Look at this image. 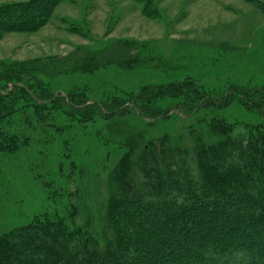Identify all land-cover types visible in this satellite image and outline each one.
I'll list each match as a JSON object with an SVG mask.
<instances>
[{
  "label": "rangeland",
  "instance_id": "rangeland-1",
  "mask_svg": "<svg viewBox=\"0 0 264 264\" xmlns=\"http://www.w3.org/2000/svg\"><path fill=\"white\" fill-rule=\"evenodd\" d=\"M33 1L38 0H0V7L10 6L13 26L20 19L18 10L33 17L26 7ZM49 3L37 27L0 29V75L53 57L70 58L68 63L73 57L89 58L92 64L58 76L50 86L54 95L83 94L106 102L137 94L144 85L187 80L219 92L232 84L264 87V0ZM132 55L137 59L131 62ZM165 101L153 98L149 103L163 107ZM41 103L15 91L0 94V234L44 212L55 213L71 227L84 223L89 208L100 215L109 171L126 153L125 142L181 145L186 152H165L166 160L174 161L166 167L178 171L186 160L184 166L195 171L192 146L197 136L216 140L211 138L215 119L229 121L231 138L241 148L258 132L264 134L259 112L239 104L150 122L134 109L83 116L58 99ZM4 132L16 141L10 145ZM162 158L158 161L163 163Z\"/></svg>",
  "mask_w": 264,
  "mask_h": 264
},
{
  "label": "trees",
  "instance_id": "trees-1",
  "mask_svg": "<svg viewBox=\"0 0 264 264\" xmlns=\"http://www.w3.org/2000/svg\"><path fill=\"white\" fill-rule=\"evenodd\" d=\"M44 1L26 6L33 17L18 10L20 19L13 26L10 6H1L0 29L37 27L49 2H55ZM134 56L131 62L137 59ZM81 58L68 63L70 58L53 57L8 69L0 75L5 81L0 94L15 91L41 104L58 99L82 115L134 109L150 122L174 114L187 119L201 110L214 112L235 104L259 112L264 119V87L241 84L222 92L192 80L151 84L108 102L83 94L80 98L73 93L54 95L50 86L54 79L92 64ZM153 98L167 101L155 107L149 103ZM211 126V138L216 140L197 136L191 148L195 171L184 166L186 160L178 171L166 167L173 160H166L165 152H186L181 145L123 143L126 153L109 171L105 202L98 204L100 215L89 208L84 223L71 227L55 213L39 214L28 224L0 234V264H264V134L258 132L241 148L231 138L234 128L229 121L215 119ZM2 135L10 145L17 139Z\"/></svg>",
  "mask_w": 264,
  "mask_h": 264
}]
</instances>
